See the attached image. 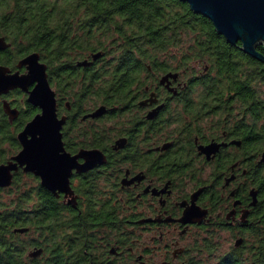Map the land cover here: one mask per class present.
Listing matches in <instances>:
<instances>
[{
  "label": "flooded vegetation",
  "instance_id": "flooded-vegetation-1",
  "mask_svg": "<svg viewBox=\"0 0 264 264\" xmlns=\"http://www.w3.org/2000/svg\"><path fill=\"white\" fill-rule=\"evenodd\" d=\"M0 37L7 43L0 66L27 72L18 67L22 58L10 65L11 39ZM187 52L95 51L73 63L71 52L67 85L40 55L58 115L66 116L63 140L76 161L72 192H54L23 167L13 178L31 173L42 196L72 205L73 264H203L197 256L205 253L220 263L248 250L261 221L252 172L262 161L254 153L264 151L254 145L251 99L218 80L210 59L189 60ZM222 59L232 61L211 60ZM28 97L21 88L0 93V137L18 140L40 113ZM14 154L2 139L0 164Z\"/></svg>",
  "mask_w": 264,
  "mask_h": 264
},
{
  "label": "trees",
  "instance_id": "trees-1",
  "mask_svg": "<svg viewBox=\"0 0 264 264\" xmlns=\"http://www.w3.org/2000/svg\"><path fill=\"white\" fill-rule=\"evenodd\" d=\"M0 32L12 42L11 66L39 52L62 85L69 82L71 52L72 63L95 51L116 54L127 49L146 51L143 57L156 56L150 51L187 49L184 56L189 60L210 59L219 69L218 80L247 91L254 145L264 150V62L246 53L241 42H228L209 18L194 12L187 2L0 0ZM257 48L264 53L263 45ZM225 50L234 52H217ZM218 56L232 61L211 60ZM5 138L16 153L20 145L15 134L0 137V143ZM66 145L72 141L68 139ZM254 155L262 161L254 164L252 172L260 193L261 221L248 236L247 251L214 264H264V151ZM72 221L71 204L53 195L42 196L31 173H16L10 186L0 187V264H73ZM208 246L212 248L211 241ZM38 249L41 253L32 256Z\"/></svg>",
  "mask_w": 264,
  "mask_h": 264
},
{
  "label": "water",
  "instance_id": "water-1",
  "mask_svg": "<svg viewBox=\"0 0 264 264\" xmlns=\"http://www.w3.org/2000/svg\"><path fill=\"white\" fill-rule=\"evenodd\" d=\"M187 2L190 8L209 18L217 32L223 35L228 42L233 44L241 42V48L264 62V54L258 50L259 45L264 46V0H182ZM5 39L0 37V47H6ZM99 55V54H97ZM27 67V72L19 70L12 72L10 68L0 66V73L10 80V86L0 89V93L9 89L21 88L28 91L29 102L43 109L44 105L37 102V87L45 92L47 111L44 113V134L38 129L37 121L41 119V113L36 114L25 128L18 134V140L22 148L12 157L7 164H0V187L11 185L13 171L23 167L25 172H32L42 178V185L56 192H64L66 195L72 192L70 177L72 167L76 165L75 157L67 151L62 128L66 123V116L59 117L57 112V100L52 89L47 73V64L40 60V54L33 52L22 58L18 67ZM39 68V79H31L32 69ZM31 79V82L29 80ZM31 90L28 87L33 85ZM41 140L39 146L34 142ZM58 157H65L66 162L57 163ZM254 200L257 202V192L253 190ZM71 199L69 203H71ZM189 213H185L186 219ZM25 228L16 231L24 232ZM241 240H238L237 244ZM41 249L31 252L32 256L41 253Z\"/></svg>",
  "mask_w": 264,
  "mask_h": 264
},
{
  "label": "snow or ice",
  "instance_id": "snow-or-ice-1",
  "mask_svg": "<svg viewBox=\"0 0 264 264\" xmlns=\"http://www.w3.org/2000/svg\"><path fill=\"white\" fill-rule=\"evenodd\" d=\"M39 68L34 67L32 69V76L31 79H39ZM31 79L29 82H31ZM10 86V80L9 78H6L2 73H0V89L6 88ZM37 102L44 105L43 109H38V111L41 113V119L37 121V127L38 129L42 130V134H44V128H45V122L43 120L44 113L47 111V103L45 101V92L42 88L37 87ZM41 140H37L34 142L35 146H39L41 144ZM57 163H63L66 162L65 157H58L56 160Z\"/></svg>",
  "mask_w": 264,
  "mask_h": 264
},
{
  "label": "rangeland",
  "instance_id": "rangeland-1",
  "mask_svg": "<svg viewBox=\"0 0 264 264\" xmlns=\"http://www.w3.org/2000/svg\"><path fill=\"white\" fill-rule=\"evenodd\" d=\"M197 257L200 258L201 263L203 264H214L216 262L214 255H208L207 253L201 256L199 254Z\"/></svg>",
  "mask_w": 264,
  "mask_h": 264
}]
</instances>
